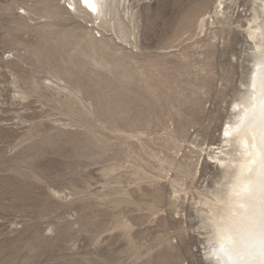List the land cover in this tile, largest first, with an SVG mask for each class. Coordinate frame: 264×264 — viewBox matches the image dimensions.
<instances>
[{"label":"rangeland","instance_id":"374dc122","mask_svg":"<svg viewBox=\"0 0 264 264\" xmlns=\"http://www.w3.org/2000/svg\"><path fill=\"white\" fill-rule=\"evenodd\" d=\"M69 1L0 0V264H213L194 201L221 172L200 148L249 76L258 2L220 23L221 0H131L133 50Z\"/></svg>","mask_w":264,"mask_h":264},{"label":"bare ground","instance_id":"6f19581e","mask_svg":"<svg viewBox=\"0 0 264 264\" xmlns=\"http://www.w3.org/2000/svg\"><path fill=\"white\" fill-rule=\"evenodd\" d=\"M77 1L80 11L93 18L94 22L110 15V27L119 23L118 29H115L119 43L139 50V21L131 0ZM254 2H258V6L253 8L246 24L249 41L253 44L249 76L242 83L239 98L231 106L233 113L222 129L221 142L200 148L201 152L209 150L210 160L221 172L215 184L199 192V198L194 201L196 211L202 218L199 229L204 243H207L205 256L213 264L264 262L258 226L259 185L264 177V0ZM224 3L225 0H221L219 8L222 6V9H217L220 23V13L225 17L229 8ZM82 4L85 8H82ZM25 11L28 13L27 9ZM0 69H3L2 65ZM10 72L13 75L12 86L16 87L13 90L14 98L27 99L29 94L20 90L17 84L19 75L13 69ZM45 87L57 88L54 83ZM245 186L252 189L255 199L243 191Z\"/></svg>","mask_w":264,"mask_h":264},{"label":"snow or ice","instance_id":"6c2138e0","mask_svg":"<svg viewBox=\"0 0 264 264\" xmlns=\"http://www.w3.org/2000/svg\"><path fill=\"white\" fill-rule=\"evenodd\" d=\"M243 191L252 197V189L249 186H245ZM259 243L262 249H264V177H262L261 183L259 185ZM255 199V197H252ZM243 207V206H242ZM252 235H255L252 233ZM230 239V238H228ZM264 264V262H262Z\"/></svg>","mask_w":264,"mask_h":264}]
</instances>
